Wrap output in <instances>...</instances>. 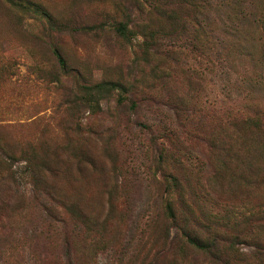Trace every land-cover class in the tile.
Instances as JSON below:
<instances>
[{
	"label": "rangeland",
	"instance_id": "1",
	"mask_svg": "<svg viewBox=\"0 0 264 264\" xmlns=\"http://www.w3.org/2000/svg\"><path fill=\"white\" fill-rule=\"evenodd\" d=\"M17 1L0 0V264H264V0L218 8L205 56L154 0ZM255 105L260 124L224 119Z\"/></svg>",
	"mask_w": 264,
	"mask_h": 264
},
{
	"label": "trees",
	"instance_id": "2",
	"mask_svg": "<svg viewBox=\"0 0 264 264\" xmlns=\"http://www.w3.org/2000/svg\"><path fill=\"white\" fill-rule=\"evenodd\" d=\"M156 1L157 0H154V2L149 5V8L154 9L157 5H159L163 9L164 14L167 13L166 17L171 20H175V17H178L177 11H179V19L183 23V32L185 33V37L187 38L189 36L190 38L188 39L194 45L193 53L196 52L200 54V56H205L208 51L213 50V44L215 45L216 42H219V40L216 39L219 23L213 18V13L217 11L218 8L222 9L227 7V3H230L228 0H160L159 4H156ZM163 1H165V3H163ZM15 3L21 4L23 2L20 0ZM174 4H176L175 9ZM37 9L40 10L38 7ZM253 25L257 30L263 29L264 19L260 18L259 21H253ZM114 88L120 89L117 84L102 83L98 84L94 90L98 91V93H110L114 90ZM189 103L190 101L181 103L174 107L175 116L177 115L179 124L182 121V117L186 120L193 119L191 118L192 111L189 110ZM226 113L227 117L224 119L227 123L235 124L236 122H240L242 124H248L254 121L260 124L263 122V114L258 110L257 105H255V107H249L247 110L243 109L241 113L240 111L236 112L235 109L229 110ZM218 122L219 124L223 123L221 119H219ZM236 135L237 140L240 141L241 139L245 147L251 148L250 150L255 149L256 142L258 141V132L257 134H246L242 132L237 133ZM174 182L177 187V181ZM49 217L52 220L51 227L54 235H61L65 240H67L66 235L68 234H59L58 228L60 226L61 229H66L65 227L67 225L65 219L62 218L61 214L57 211L50 213ZM71 235L73 236L74 234ZM194 244L200 246L197 241H194Z\"/></svg>",
	"mask_w": 264,
	"mask_h": 264
}]
</instances>
